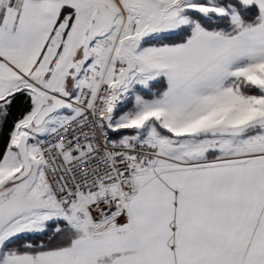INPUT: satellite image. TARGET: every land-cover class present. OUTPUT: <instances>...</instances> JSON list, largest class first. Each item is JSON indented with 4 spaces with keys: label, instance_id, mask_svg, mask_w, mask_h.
Instances as JSON below:
<instances>
[{
    "label": "snow or ice",
    "instance_id": "obj_1",
    "mask_svg": "<svg viewBox=\"0 0 264 264\" xmlns=\"http://www.w3.org/2000/svg\"><path fill=\"white\" fill-rule=\"evenodd\" d=\"M0 264H264V0H0Z\"/></svg>",
    "mask_w": 264,
    "mask_h": 264
}]
</instances>
